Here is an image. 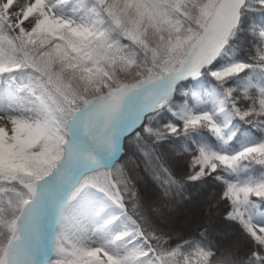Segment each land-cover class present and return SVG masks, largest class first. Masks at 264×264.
Instances as JSON below:
<instances>
[{
	"label": "snow or ice",
	"instance_id": "obj_1",
	"mask_svg": "<svg viewBox=\"0 0 264 264\" xmlns=\"http://www.w3.org/2000/svg\"><path fill=\"white\" fill-rule=\"evenodd\" d=\"M0 86V264H264V0H0Z\"/></svg>",
	"mask_w": 264,
	"mask_h": 264
},
{
	"label": "trees",
	"instance_id": "obj_2",
	"mask_svg": "<svg viewBox=\"0 0 264 264\" xmlns=\"http://www.w3.org/2000/svg\"><path fill=\"white\" fill-rule=\"evenodd\" d=\"M254 19L260 20L261 17L257 14L254 17ZM130 158L136 160L137 162H139L142 159L140 157L139 152L133 146V143L131 141H126L125 142V155H124V158L120 161L121 164H127L129 167H134L132 163V159ZM208 191L215 192V191H218V188L215 184L209 183L207 185H201L199 188L190 189V193L193 197H199L201 199H203L208 194Z\"/></svg>",
	"mask_w": 264,
	"mask_h": 264
},
{
	"label": "rangeland",
	"instance_id": "obj_3",
	"mask_svg": "<svg viewBox=\"0 0 264 264\" xmlns=\"http://www.w3.org/2000/svg\"><path fill=\"white\" fill-rule=\"evenodd\" d=\"M1 87V89H2V86H0ZM3 90V89H2ZM5 99H4V94H3V92L0 94V107H3V105L5 104ZM4 113H2V112H0V119H1V117L3 118L4 117ZM0 126H2V125H0ZM121 163V162H120Z\"/></svg>",
	"mask_w": 264,
	"mask_h": 264
},
{
	"label": "bare ground",
	"instance_id": "obj_4",
	"mask_svg": "<svg viewBox=\"0 0 264 264\" xmlns=\"http://www.w3.org/2000/svg\"><path fill=\"white\" fill-rule=\"evenodd\" d=\"M3 92V90L0 87V94ZM6 122V116L4 115V117L0 119V125H3Z\"/></svg>",
	"mask_w": 264,
	"mask_h": 264
}]
</instances>
